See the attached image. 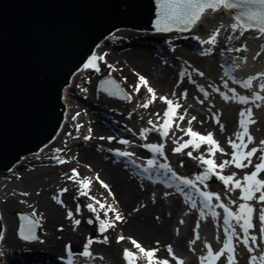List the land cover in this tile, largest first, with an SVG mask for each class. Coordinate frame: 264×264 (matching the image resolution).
<instances>
[{
	"label": "bare ground",
	"instance_id": "obj_1",
	"mask_svg": "<svg viewBox=\"0 0 264 264\" xmlns=\"http://www.w3.org/2000/svg\"><path fill=\"white\" fill-rule=\"evenodd\" d=\"M219 13H223L225 16H228L229 14V12H226L225 9H220L217 12H213L211 9H208L204 12L207 19H209V17L219 15ZM177 34L181 36L184 35L180 32H172L158 36L166 39V43L168 44V46H171L170 43H173V36ZM230 34H232V37L230 43L228 44V48L235 50L239 48H236L235 45L236 34L238 35L239 32L234 33L230 29L226 36ZM246 35L250 36V38L253 39L254 42L258 43L259 46L262 47L261 52L264 51V36H262L255 29L245 32L241 38L246 37ZM187 38L190 37L188 36ZM114 39L116 40V42L119 41L117 40L119 38L111 33L104 36V38L101 39L100 42L95 46L90 55V57L94 54L104 57L103 60H98V63L100 64V71L98 73L92 72V70L90 69H85L83 64L82 67L74 72V74L70 78V83L65 86L61 92V102H63V105L65 107L63 111L64 118L59 130L54 136L51 146L52 148L49 153L51 155H58L57 157L60 159L65 158L67 159V161L63 164H55L54 167L46 168L45 170L40 169L34 170L33 172L27 171L21 176L19 182L13 183L11 185H6L7 188L2 193L3 198L0 199V221L3 226V239H0V252L4 251L5 249H11L15 247L14 249L20 248V257L24 261L25 258H30V255H32L34 257L36 256L33 264H38V262L40 261H42L43 263L46 262L48 264H66L65 262H68L69 257L65 253L64 248L65 246H67V244H69L70 246L73 245L74 247H76V249H82V240L84 239L82 218H84V222L86 221V219L95 220V214L84 207V205L88 203L95 202L88 196L86 197L79 195V192L81 190L79 180L87 178L90 173L94 174V172H97L96 177L97 174H99V178L110 186L111 191L115 196V200L113 199L112 195H109L106 189L100 188L93 181L90 182V197H95L97 200L105 203L106 205H112L125 217V220L123 222L116 223V226L112 229H109L106 233H99V239H96V241H94L90 247L93 255L98 253L102 255L104 254L116 264H126V262H124L125 259L124 261L122 260V258H124L123 250L127 248L132 250L133 252H138V250L135 249L131 244L130 240L127 239L128 237H131L141 243L142 246L146 249L158 248L159 251L156 253V257L160 259H171L168 252L166 251L167 246L171 245L174 252L185 257L184 264H196V262L198 261L196 254H193V251L188 250L189 245H187V241L185 240V233L177 234L175 232V227L178 226V221L181 218L180 197L173 194L171 196V199H165L162 194H159L156 191L154 192L152 190L157 186H155V184L160 183V181L165 182V179L170 177L171 173H167V175L165 176L163 169L157 171L155 169V166H153V169L149 173H146L147 176L151 175L152 178L156 177L155 180L157 181L152 184L150 179L147 180V178L140 177L139 175L135 174L136 172L140 171V169H138L137 167H142L143 170L144 168L148 167L147 161L150 158V155L147 152H145L144 150H141L139 153L137 152L135 156H137V160L139 161L143 159V165L141 166V164L139 163L137 165H131L132 167L128 164H125L122 158L118 159L115 155L110 154V149H117V151L121 152V145L120 143H118L116 135V137L111 140L107 139V133L110 132L112 134H117L120 129L117 128L114 122H110V120L102 116V114V117H100L102 119L101 121H96L95 119L92 124L82 126L79 130H74L76 126L75 123H78L80 121L77 119L81 116L79 115L75 120L72 119V110L75 107V104L73 103L74 101H72L68 96L69 94H71L73 84H80L84 80L90 79L91 85L95 86L94 83L96 82L97 78H99V76L103 74L110 73L114 76L119 75L123 79L120 85H122L123 87L125 86V88L128 90L130 88V95L132 96L133 100L137 101L140 105L148 100H151L152 95L148 93L147 87L144 86L141 87L139 93L135 91L134 86L136 83H138L137 74L143 75L148 80L149 86H151L155 90V92H161L159 94V97L160 95L165 94V97L172 99V96H170V94H173L175 91L178 92V90L180 91L184 88L183 83L176 84L175 82L171 81L173 66H171L168 61H165V65L163 63L164 66H161V69H159L157 67H159V65H161L162 63L157 66V60L153 59L149 54L143 53L141 50L139 51L137 49H131L130 52H114L106 45L109 40ZM224 42L225 41H223V44ZM198 43L201 44L200 41H198ZM238 45L240 44L238 43ZM112 46L114 45H111L110 47ZM198 47L211 49V46H209L208 44H201ZM105 48L107 49L104 52L103 50H105ZM213 50L216 51L215 48ZM240 52H238V56L235 54L227 55L231 57V61H227L230 64H227L225 62L222 64V69L224 72L231 65H234V63L236 64L238 61L239 63H241L239 58L242 59L244 54ZM234 53H237V51H234ZM262 56H264V54H262ZM161 57L162 56H160L159 58ZM196 59H198V62H203L207 58L197 57ZM109 65H111L112 67L110 68ZM154 71H158L159 73H161V76L158 74L153 75L152 72ZM255 72L257 73H254L250 76L257 75L258 73L264 72V70ZM89 75H92L94 77L87 78V76ZM253 83H256V85L258 86L257 81H253ZM262 93L264 94V92ZM181 99L182 96H179V98H177L176 100L175 98L172 99L173 101L178 102L183 106L178 110L179 114L183 112L182 109H185L187 105L185 102L182 104ZM83 105L85 107L84 110L87 114L96 117L100 116L99 112H101L102 110L108 112L107 109L112 107V104L109 105L103 99L98 98H96V100L87 99L86 102H82V106ZM163 105H165L166 109L167 105L163 101L155 100L152 104L149 105L148 109L142 111V117H138L135 114L131 115L128 118V121L126 120V125H130L133 131H137V134H139L138 138L141 139L142 143L144 144L154 142L157 144L163 143L164 158L166 159L170 157V153L173 150L172 148V150H168V147H166L165 145L169 143L170 140H168L167 138L164 140L159 139V141L157 142L154 141L153 138L152 140H150L148 138H142L141 136V131L145 128H150L151 126L150 124H148V121L145 120L146 114H148V116L150 117H152L153 114H150L148 110H151V108H154V110L160 109V106ZM188 113L193 114L187 108V116L185 120H183V122H186V120L192 116H190V114ZM159 114L161 122H163V109H161V113L159 111ZM115 116L122 117L121 109L117 110ZM195 116L197 117V119L192 122L194 131L198 130L202 134L206 135L207 133H209L208 128L211 127V129L215 131L216 136L214 138L220 143L221 147H223L227 151H232L230 145L228 144V139L231 138V131L233 130V128L231 129L233 121V116H231V114H225L224 116L220 117V123L224 125L223 131L220 130L219 124L214 125L212 121L209 122L206 119L205 114ZM187 126H189L188 123L185 127ZM87 127L91 129V138L89 140L84 139V137L89 134ZM69 133H71V135H68ZM263 133L264 131H262V134ZM72 134H74V136ZM100 134H105L103 136L104 139L98 137V135ZM174 134V138H177L180 135V132L178 131L177 133L176 131H174ZM64 138H67L66 140H73V144H77L81 147L77 148V153L75 154L76 156H73L72 154L74 150H71L68 148V146H66ZM205 147V145H202L201 148L197 151L194 150L195 154H193V156H195L196 153H199V151L204 152ZM57 149H60L61 151L57 152ZM174 153L175 152L173 151V154ZM204 155L206 157L208 156L205 153ZM39 157H42V155H39ZM144 157L148 158L145 160ZM221 157H224V154ZM33 158L39 161V159L36 157H30L29 159ZM29 159L18 161L15 164V167H18V165H20L22 162H25ZM173 159L175 162H171L168 160V162H171L170 164L172 166L174 165L173 163L181 160V156L175 155ZM216 159L219 158L216 156ZM190 160L191 159L187 158V164L184 167L185 171H187V169H190L191 166L194 167L195 170L202 167L201 163L195 164L191 162L190 164H188ZM143 162L146 164H144ZM158 163H163V161H158ZM84 164H89V171L86 168H83V166H85ZM204 167L205 166H203V168ZM72 169H76L79 173V177L76 180L69 179V177L73 175ZM216 180L217 179H215V177L212 178V181H215L216 184H218L217 189L224 191V193L227 194L228 191L225 189L223 184ZM63 185H65L66 188L63 187ZM141 186L145 187L141 188ZM181 187L184 186L181 185ZM62 189H67V191L62 192ZM173 189L175 190V187ZM207 190L213 191L214 188L212 186H208ZM24 192L29 193V195H21V193ZM185 192L189 193L193 198L198 196V193L195 191V189L185 188ZM230 195L231 194H228V197L231 198ZM54 197H58L59 200L63 201V205L57 203V200L53 199ZM234 199L238 201L237 198L234 197ZM77 205L81 206V211L79 213H77L76 211ZM96 207L99 208V205H96ZM134 209H139V211H136ZM20 210L28 213L29 215L35 212L36 216L40 217V219L37 217L35 218L39 222L38 227L44 231L42 235L39 236V238L41 237V241H34L33 244L28 245L23 242H16V240L14 239V234L18 225V219H16V217H10V211L15 212ZM69 210L73 212L74 219L81 220L79 226H74L73 220H69L67 218V213ZM99 215L102 219L105 218L103 210L99 211ZM114 215V213L109 212V218H114ZM157 217L159 219H157ZM221 222L223 224L222 220ZM85 224L88 228V231L90 229L93 230L94 222L90 226H88L86 222ZM220 229L222 232V236L224 235L225 239L223 228L220 227ZM104 235L108 236V243L100 242L103 240ZM120 235H123L124 237H126V239L121 241L120 243H117L116 238ZM157 242L159 243L157 244ZM76 254L77 253L73 251V254L71 256L73 262L72 264L82 263L84 261H88V258H93L83 256L81 258L79 256L78 258L76 257L78 256V254ZM118 256L122 258H119ZM29 258L26 260H30ZM17 260H20V258L18 257ZM143 260L146 261V259ZM101 264L106 263L101 262ZM137 264L147 263H142L139 261Z\"/></svg>",
	"mask_w": 264,
	"mask_h": 264
},
{
	"label": "snow or ice",
	"instance_id": "obj_2",
	"mask_svg": "<svg viewBox=\"0 0 264 264\" xmlns=\"http://www.w3.org/2000/svg\"><path fill=\"white\" fill-rule=\"evenodd\" d=\"M157 5V19L155 21L154 27L158 32H171L173 29H177L180 31H191L192 28L201 20L202 14L211 9L213 12H217L220 9H237L243 7V10L238 12L234 18V22L230 25V29L232 32H239V36L236 39H240L244 35L245 32L255 29L262 36H264V0H155ZM216 28L215 32L209 36L206 40H200L199 37H196L201 44H210L215 45L217 43V36L219 35L221 28ZM231 38V37H230ZM246 44L242 45L240 48L235 49V51L240 52L242 50H246ZM232 49H229L231 51ZM211 52V49H206L201 54H208ZM259 56V53H257ZM255 58V57H254ZM103 56L93 55L88 61L84 64L85 69H94L99 72V66L97 64L98 60H103ZM111 68L112 66L109 65ZM239 67L238 64H234L230 66L225 71V75H230L234 68ZM200 76H204V73L201 71L198 73ZM138 75V83L134 86V89L137 93H139L142 86L147 87L148 93L152 95V99L146 101L141 104L140 107L148 108L150 104H152L156 99L155 90L149 86L148 80L143 75ZM181 77L187 75L191 79V74L182 72ZM253 81L258 82L259 91H252L251 96L248 95H239L236 92L235 88H229L228 93L221 92L219 88H213V91L220 92V95L225 101L235 100L240 104L249 105L253 104L256 108L261 107V103L264 102V95L261 93L264 92V72L258 73L257 75L249 76L244 81H236L238 84H242L244 89H253ZM193 84L196 83L195 80H191ZM106 83L115 84L114 81L109 80ZM119 86H117L118 88ZM224 87L228 88V82H224ZM108 91L107 88L104 89ZM199 91L203 93L204 98L207 99L209 96V92L205 90L203 86H199ZM114 94V93H113ZM175 95V93H173ZM182 96L187 95V91L181 94ZM123 98L131 99V95L124 94ZM159 99L163 101L167 108L163 112V123L155 124L152 120L148 121V124L152 125L151 128H145L141 131V136H145L148 132H158L159 135L163 137H168L170 131L172 130L173 124L175 123L176 128L180 131H183L185 135L190 137L188 140H185L183 143H178V146L173 149L176 153L183 152L184 149L189 147L193 149H200L202 145H208L206 157L204 154H201L198 157H194L192 151H188L187 156L198 159L204 167V171L201 174H197L195 176V180L189 179L187 177L179 176L175 171L171 169V167L167 163H158L156 159H148L147 165L148 167L144 168L145 173H149L153 166L155 169L159 171L160 169L164 170V174L171 173V176L168 177L167 187L172 188L175 186V189L178 193L185 195L186 202H190V206L192 208H197V201L194 199L189 193L185 192V188L195 189L200 197L201 207L200 217L203 219L204 217L210 215L213 218H217L220 216V213L216 211V208H220L223 210V231L225 234V239L223 241L222 247L219 248L218 251H214L211 244H205L207 249L206 255H202L199 257L200 264H217L218 261L221 260V257L226 256L227 264H238L237 262V250L236 244L234 243V239L236 242L242 244L247 252L249 253L248 264H264V249H262L257 254V249L260 248V243H258V239L260 241H264V179L260 178L261 174L264 173V140H260L258 144L255 143V138L250 132V126L256 123V120L253 118V108L247 107L241 109L239 113V128L235 136V139H228V144L232 149L231 153H226L225 149L221 147L220 143L214 138V134L209 132L206 135L194 131L192 127V122L197 119L196 116H192L191 119L188 120L187 129L180 128L179 123H176L177 120L183 121L185 120V115L179 114L178 110L183 106L169 99L165 96H160ZM205 102L204 99L199 100V103L203 104ZM184 112L187 113V108L184 109ZM79 115V113H77ZM159 115V114H157ZM213 118L215 122L220 125V130H224V125L220 123L219 116L213 114ZM73 120L76 119V116L72 117ZM202 123V121H201ZM79 125H77V130H79ZM68 135H71L69 133ZM91 138V129L89 130V135L85 136V140H89ZM104 139V137H101ZM107 139L111 140L112 137H108ZM120 143L127 144L129 141L121 140ZM249 145H254L249 147ZM143 147L149 149L154 154H159L164 156V144L163 143H149L143 145ZM57 152L61 151L60 149L56 150ZM217 153H221L224 155H230V159L223 160L219 164H217L214 157ZM259 153V155H258ZM118 155L123 157H130L133 153L124 151L118 152ZM253 157H256L259 162L254 163ZM59 163H65L66 161L60 158H57ZM183 162H181V166ZM229 166H234L236 169H249L244 173L242 179L237 178V173L232 172L231 174L225 175L223 174V170ZM73 175L69 177V179L76 180L79 177V173L76 169H72ZM215 177L217 180L222 182L225 189L228 192H232L235 190L240 191L239 200L242 201L238 204L237 210H233L229 205L222 201L221 194L209 191V190H201L196 182H199L200 185H204V188L207 189L208 185L205 183L206 181L211 180ZM97 181L101 184V186L106 189L109 195L113 196L115 200V196L111 191L110 186L104 181L100 180L99 174L96 177ZM148 179H152L151 175L148 176ZM81 190L79 195L88 196L90 190V181L87 179L79 180ZM183 185L184 187H181ZM62 192L67 191V189H62ZM21 195L27 196L29 193L24 192ZM167 196L168 193H165ZM95 203H88L84 205L90 212L95 214V220L99 223L98 231L101 234L106 233L109 229H112L116 226L117 222H123L125 217L112 205H106L101 201L97 200L95 197H89ZM53 199L57 200V203L63 205V201L59 200L58 197H54ZM220 201L217 204H213L212 201ZM232 204H236L237 201L235 199H231ZM99 205V208L96 207ZM257 205H260L257 208ZM103 210L104 217L101 218L99 215V211ZM139 211V209H134ZM77 213L81 211V206L77 205L76 208ZM109 212L114 213V218H109ZM35 212L31 214V216H22V220H28L27 226V234H25V226L22 224L20 228V235L25 240H35L37 237L34 234V228L38 226V221L35 219ZM258 221V224L254 222ZM67 218L69 220H73L74 226H79L81 223L80 219H74V215L72 211H68ZM157 219H159L157 217ZM233 221L235 223H233ZM89 223H93L94 221L89 219ZM183 223V221H181ZM237 226L239 227V231H237ZM200 227L199 221H197L196 228ZM259 232V238L257 235L252 234L253 230ZM62 230V227H61ZM195 231V230H194ZM0 239H3V235L0 234ZM126 237L123 235L116 238V242L120 243L125 240ZM131 244L134 246L138 252H133L130 249L123 250V256L126 264H137L139 259H146L147 264H170L168 259H160L156 257V253L159 251L158 248L146 249L142 246L134 238L128 237ZM199 239L198 233L196 234V239L190 241V244H195L196 240ZM94 240L89 238L84 246V250L79 254L83 257H92L93 253L90 250V246L93 244ZM102 243H108V236L104 235L103 240L100 241ZM159 242H157L158 244ZM66 249L69 253H71L70 246H66ZM167 252L170 257L176 262V264H184V261L178 257H176L173 248L171 245L167 246ZM142 254V255H141ZM102 259V257H101ZM68 264H72L71 255L68 258Z\"/></svg>",
	"mask_w": 264,
	"mask_h": 264
},
{
	"label": "water",
	"instance_id": "obj_3",
	"mask_svg": "<svg viewBox=\"0 0 264 264\" xmlns=\"http://www.w3.org/2000/svg\"><path fill=\"white\" fill-rule=\"evenodd\" d=\"M242 10L226 9L231 15L210 21L203 13L191 31L173 29L162 34L180 32L206 40L211 30L223 25L220 36L225 39ZM156 19L155 0H0V174L20 160L50 152L63 120L61 92L104 36L111 33L133 41L135 32L125 28L152 31ZM202 35L206 37L201 39ZM220 36L215 46L222 45ZM109 80L115 84L106 83ZM97 84L108 97L125 100L114 77L104 75ZM15 215L16 234L25 240L20 228L23 224L27 234L29 221L21 217L29 215L21 211ZM1 230L0 221V234ZM37 230L36 226L38 239Z\"/></svg>",
	"mask_w": 264,
	"mask_h": 264
},
{
	"label": "rangeland",
	"instance_id": "obj_4",
	"mask_svg": "<svg viewBox=\"0 0 264 264\" xmlns=\"http://www.w3.org/2000/svg\"><path fill=\"white\" fill-rule=\"evenodd\" d=\"M225 15L223 13H219V15H215L214 17H209V21L210 20H215V19H219L224 17ZM241 38V37H240ZM119 40L118 42H116V40H111L109 42V44L107 45V47L109 49H112L114 52H130L131 49H137V50H141L143 53H147L149 54L153 59L157 60V66L159 64V69H161V66L163 67L165 65V61H168L169 64L171 66H173V72L171 75V81L175 82L176 84L179 83H183L184 88L182 90H178L175 91V95L170 94V96H172L171 98L175 100L177 98H179V96H182L181 94L185 92V90L187 91V95L186 96H182V101L181 103L183 104L184 102L187 104L186 108L189 109V111H191L190 116H195V115H200V114H205L206 119L209 122H213L214 125H217V123L215 122V119L213 118V114H216L220 117L224 116L225 114H231V116H233V121H232V126L231 129L233 128V130L231 131V139H235L236 136L235 134L240 131L241 129L239 128V113L241 111V109L247 108V107H252L253 108V118L256 120V123L254 125L250 126V132L251 134L254 136L255 138V143L258 144V142L260 140H264V133L262 134V131H264V102H259L257 101L256 103H261V107L260 108H256L253 104H249V105H243L238 103L235 100H229V101H225L222 96L220 95V92H215L213 91V88H219L221 92H225L228 93L229 95H232L229 92V88L233 87L236 89V92L238 94L241 95H248L251 96L252 91H259L256 88L254 89H244L242 87V84H238L236 83V81H241L240 77L245 76V75H249L251 72H253L256 69L262 68L264 69V56H262V54H264V51L261 52L262 47L259 46L258 43L254 42L253 39L250 38V36L243 37L241 39H237L236 41L240 44V46L245 45L246 44V50H244V55H243V63H241V65L239 64V67L234 68L233 70V76L230 78H225L222 75V71H220V67L217 64V60L215 57L212 56H208V55H204V56H199L200 58H207L205 59L203 62H198V59H196V55L192 54L190 52H188L186 49H184V47L180 46L178 44V46L173 45L172 47H170L171 50H169V52H164V56H162L161 58L155 57L152 53V50L147 49V48H141L138 46H135V44H129V45H125L124 41L119 38L117 39ZM131 43L136 42L134 41H129ZM111 45H114L112 47H110ZM180 48V49H179ZM107 48H105V50H103L104 52L106 51ZM257 53H259V56H257ZM229 55H233V53L228 52ZM237 55V54H236ZM242 56V55H241ZM255 57V58H254ZM164 63V65H163ZM203 72L204 76H200L198 73L199 72ZM182 72H186V73H190L191 74V79L189 78V76L185 75L183 77H181V73ZM153 75H160L161 73L157 72H152ZM176 75V76H175ZM89 77H94L92 75L87 76V78ZM112 77H115V79L117 80V82H119L120 84L122 83L121 81L123 80L122 77L118 76H114L112 75ZM191 80H195L196 83L193 84L191 82ZM227 81L228 82V88L224 87V82ZM97 82V81H96ZM96 82L94 83V85H91V80H84L83 82H81L80 84H73V88L71 91V94H69L68 97L71 98L72 101H74L73 103L75 104L74 108H73V115L72 116H76V118L80 115L81 117L78 118L77 120H80L78 123H75V129L77 130V125H79L80 127L82 126H87L92 124L95 119L96 121H101L102 119L100 117L104 116L106 118H108L110 120V122H114L117 126L119 130V132L117 134H112V133H107V137H116L117 136V140L118 143H120L121 140H127L129 141V143L127 144H122L121 145V152L127 151L130 153H133L132 156L130 157H123L120 156L117 158H122L123 162L125 164H128L129 166H131L132 164H142L143 159H141V161L137 160V156L136 153L140 152L141 150H144L145 152H147L150 156L149 159H152L151 157H153L152 152L143 147L142 140L138 138L139 134H137V131H133L130 125H126L128 121V118L131 115H137L138 117H142L143 116V110H146L148 108H142L140 107V104H138L137 101L133 100L132 96L131 99H127L126 102L124 103H120L118 101H114L111 99V101L108 98H105L102 96V94H99L97 92L96 89ZM137 84V83H136ZM135 84V85H136ZM122 86V85H121ZM199 86H203L205 88L206 91L209 92V96L207 99L204 98L203 93H201L199 91ZM122 90L126 93L130 95V88L129 90L125 88V86H122ZM160 91V90H159ZM156 93V101H160L159 100V94L161 92H155ZM262 95H264L263 93H261ZM160 96H165L164 95H160ZM96 98L98 99H103L105 102H107L109 105L112 104L111 108H108L106 112L105 110H102L100 113L99 117L96 116H91L89 114H87L84 110V105L82 106V102H86L87 99H92V100H96ZM152 99V96H151ZM204 99L205 102L203 104L199 103V100ZM163 106H160V109H156L154 110V108H151V110H148V112L152 114V117L148 116V114H146V121H149L152 119V121L154 122L155 120V124H158L159 121V111H161ZM122 111V117H118L115 116V114L117 113V110ZM191 109V110H190ZM182 113L183 115H185V118L187 116V114L184 112V109H182ZM120 112V111H119ZM77 113H79V115H77ZM102 114V116H101ZM159 114V115H157ZM148 116V117H147ZM191 116V117H192ZM188 118V119H191ZM91 120V121H90ZM177 123H179L180 128L184 129V126L186 125V123H184L183 121H179L177 120ZM79 127V129H80ZM90 127V126H89ZM89 127H87L88 131L90 130ZM152 127V125L150 126V128ZM218 127V126H217ZM173 131V132H172ZM174 131H176L178 133V131L180 132V135L177 138H174L175 134ZM205 131V130H204ZM208 131L215 135V131L211 129V127L208 128ZM75 132V131H73ZM207 132V131H206ZM106 134V133H105ZM105 134H100L98 135V137H103ZM74 136V134H72ZM89 135V134H87ZM116 135V136H115ZM72 136V137H73ZM67 137V136H66ZM142 138H145V136H142ZM146 138L154 141H159V139L164 140V139H168L170 140L169 143L165 144L166 147H168V150H172L175 147L178 146V143H183L185 140H188V136L185 135V133L183 131H180L178 128H176L175 124L172 127V130L170 131L168 137H161L159 135L158 132L152 131V132H148L146 133ZM67 138H64V141L66 142V146H68L69 149L74 150V152H72L73 156H76L75 154L77 153V148H81L80 146H78L77 144H73V140H66ZM155 143V142H154ZM146 144V143H145ZM144 144V145H145ZM148 144V143H147ZM206 147L204 148V152L199 151V153H196V155L194 157H198L201 154H206L207 153V148L209 147L208 145H205ZM254 146V145H249V147ZM172 148V149H171ZM117 150V149H116ZM115 149H110L109 153L112 154V152H114L115 154L118 153L119 151H116ZM194 150H198V149H193L191 147L184 149L183 152L181 153H174L173 154V150L170 153V157L168 158H164V156H161L159 154H157L158 156V161H163V163H167L171 169L173 171L176 172V174H178L179 176H183V177H187L189 179H193L195 180V169L194 167L191 166L190 169H187V171H185L184 167L187 164V158L191 159L190 162L188 164H190L191 162L193 163H201L198 159H193L189 156H187V152L188 151H192L193 154H195ZM226 153H231L230 151L225 150ZM175 155H179L181 156V160L177 161L176 163H173L174 165L172 166L170 163L171 162H175L173 157ZM223 154L221 153H217L216 156L219 159H216V156L214 157V159H216L217 162H222L223 160H226V158L230 159V155H224V157H221ZM259 155V153H258ZM58 155H51L50 153L48 154H43L42 157L39 156H34L36 158L39 159V161H34L35 159H29L25 162H22L20 164V166L15 167L13 170H11L10 174L7 175L6 177H0V199L3 198V191L6 190L8 184H13V183H17L19 182V180L21 179V176L28 172H33L34 170H40V169H46V168H50V167H54L55 164H59L58 162ZM72 156V157H73ZM139 157V156H138ZM148 157H144V159L146 160ZM63 160L67 161V159L63 158ZM171 161V162H168ZM181 162H183V165L181 166ZM253 162L257 163L259 162L258 159L256 157H253ZM130 163V164H129ZM144 163V162H143ZM217 163V164H219ZM146 164V163H144ZM85 166H83V168H86L88 171L90 170L89 164H84ZM132 167V166H131ZM250 171L249 169H236L233 166H229L226 169L223 170V174L228 175L231 174L232 172H236L237 173V178L242 179L243 175L245 172ZM90 173V172H89ZM96 173L94 172V174H89L87 176V180H89L90 182L93 181L94 183H96L100 188H103L101 186V184L97 181L96 179ZM73 174V173H72ZM137 174V173H135ZM260 178L264 179V173L261 174ZM216 179V178H215ZM101 180V179H100ZM148 180V178H147ZM217 181V180H216ZM219 181V180H218ZM152 184H154L156 181H151ZM220 182V181H219ZM197 186H199V188L201 190H207L204 188V185H200L199 182H196ZM222 184V182H220ZM140 184V183H139ZM208 186H212L214 188V192L220 193L221 194V199L223 202L227 203L229 205V207H231L234 211L237 210L238 204L241 203L242 201L239 200V196H240V191L239 190H235L232 192H228L227 194L224 193V191H221L219 189H217V185L215 181H209L206 183ZM157 185V186H156ZM146 186V185H145ZM145 186H141V188H144ZM156 187H154L152 190L159 194H162V196L165 199H171V196L173 194L177 195L178 197H180V212H181V218L179 219V223L178 226L175 227V232L177 234H183L185 233V240L187 241V245L188 246V250L193 251V254H196V257L198 259V261L196 262V264H200L199 261V257L202 255H206L207 253V249L205 247V244H211L213 247L214 251H218L220 247H222L223 245V241H224V235L222 236V232L220 227L222 228L223 224L221 222L222 216L220 214L219 217L217 218H213V217H204L203 219H201L200 217V211L199 208L197 206V208H192L190 206V202H186V197L185 195L181 194V193H177L176 189L174 190L173 188H168L165 184H163L162 181H160V183L155 184ZM224 186V185H223ZM63 187L66 188L65 185H63ZM165 193H168V195L166 196ZM228 194H231V198L228 197ZM87 197V196H86ZM88 197H90V195H88ZM237 198L238 201L236 204H232L230 201L231 199ZM220 201H216L213 200L212 203L213 204H217ZM260 205H257V208H259ZM21 211V210H20ZM216 211L218 213H222V209L220 208H216ZM25 213V212H24ZM16 217L15 212L14 211H10V217ZM35 217L39 218L38 216L35 215ZM94 221V228L93 230H89L86 227V224L84 222V218H82V227L84 230V239L82 240L83 242V246L82 249H79L74 251L78 254V257L80 256V258L82 257L81 255H79L81 253V251L84 250V246L87 242V240L89 238H92L94 241H96V239L98 240L100 235H99V223L97 221H95L94 219H92ZM181 221H183V223H181ZM197 221H199L200 223V227L197 229L196 228V224ZM254 222H256L258 224V221L255 220L254 217ZM119 223V222H117ZM233 223H235L233 221ZM221 225V226H220ZM195 230V231H194ZM17 231V228L15 230V232ZM237 231H239V227L237 226ZM38 237L40 235H42V233L44 232L43 230H41L38 227ZM198 233L199 235V239L196 240L195 244H190V241L196 239V234ZM14 234V233H13ZM252 234H255L258 236L259 238V232L256 231L255 229L252 231ZM121 236V235H120ZM41 238V237H40ZM38 238V241H41V239ZM14 239L16 240V242L18 243V241L20 242L19 239L16 238V234H14ZM234 243L236 244V250H237V262L238 264H248V257H249V253L247 252L246 248L235 241L234 239ZM258 243H260V248L257 249V254L264 249V241H260L258 239ZM91 247V246H90ZM15 248V247H14ZM5 249L4 251L0 252V264H33V261L35 260L36 256H32L30 255V260H26L28 258H25L24 260H17L18 257L21 256L18 254H15V251L17 249ZM20 249V248H19ZM18 249V250H19ZM2 250V249H1ZM167 251V248H166ZM176 257L182 259L183 261H185V257L183 255H178L176 252H174ZM76 254V255H77ZM10 255V256H9ZM16 255V256H15ZM93 258L89 259L88 261H84L82 262V264H101V262L106 263V264H116L114 261L112 262V260L107 257L106 255H102L100 253L98 254H94L92 256ZM102 257V259H101ZM119 257V256H118ZM170 257V256H169ZM77 258V259H78ZM122 258V257H119ZM38 259V258H37ZM122 260L124 261V258H122ZM168 260L170 261V264H176V262L170 258H168ZM78 261V260H77ZM145 262L147 263V261L145 260H138V262ZM86 262V263H85ZM88 262V263H87ZM125 262V261H124ZM77 264V263H76ZM217 264H227V260H226V256L225 257H221V260L217 262Z\"/></svg>",
	"mask_w": 264,
	"mask_h": 264
}]
</instances>
